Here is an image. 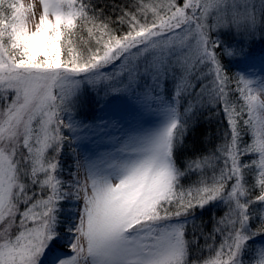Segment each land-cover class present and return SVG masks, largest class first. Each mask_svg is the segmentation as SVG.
<instances>
[{
  "label": "snow or ice",
  "instance_id": "6c2138e0",
  "mask_svg": "<svg viewBox=\"0 0 264 264\" xmlns=\"http://www.w3.org/2000/svg\"><path fill=\"white\" fill-rule=\"evenodd\" d=\"M257 41L264 0H0V264H264Z\"/></svg>",
  "mask_w": 264,
  "mask_h": 264
},
{
  "label": "trees",
  "instance_id": "16d2710c",
  "mask_svg": "<svg viewBox=\"0 0 264 264\" xmlns=\"http://www.w3.org/2000/svg\"><path fill=\"white\" fill-rule=\"evenodd\" d=\"M97 2L106 3L108 5H112L114 3L123 5L125 3V0H97ZM109 11H111L110 8H109ZM255 45L258 46V48L255 47L256 52H260L261 49H264V43L257 41ZM233 70L235 71L236 69L234 68ZM224 128H225V123L223 122L222 117H216L211 122L204 121L202 124V127L196 133V139L197 141L203 139L204 140L203 147L211 148L213 144L216 142V138L218 136L217 130L219 129L220 131H223ZM188 142L189 144H191L192 137H189ZM197 147H201V145L198 143ZM71 207L74 210L76 205H71ZM221 213H222V207L220 206L213 207L210 209H205L203 214H201L200 210L198 209L197 219L199 220L202 218L206 222L205 230L210 231L212 228V223H211V220L209 219L210 215L215 214L216 216H219ZM201 243H203V241H201Z\"/></svg>",
  "mask_w": 264,
  "mask_h": 264
},
{
  "label": "rangeland",
  "instance_id": "374dc122",
  "mask_svg": "<svg viewBox=\"0 0 264 264\" xmlns=\"http://www.w3.org/2000/svg\"><path fill=\"white\" fill-rule=\"evenodd\" d=\"M24 2L27 4L28 2H30V0H24ZM255 47L258 48V46H256V45H255ZM94 114L97 116L103 115V113H101L99 111H96ZM92 115H93V112L89 111L88 116H92ZM145 120H146V123L143 125L144 127L150 126V124L153 122L152 119L149 117H146ZM112 134L118 136L121 134V132L120 131H113ZM104 143H106V141L100 140L99 138L81 141V144L84 145L86 147V149L99 150V151H105L106 150L104 147H98V145H103ZM82 150H84V149H82Z\"/></svg>",
  "mask_w": 264,
  "mask_h": 264
}]
</instances>
